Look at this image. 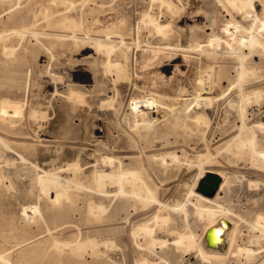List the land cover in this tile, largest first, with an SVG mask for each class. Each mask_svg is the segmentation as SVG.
Here are the masks:
<instances>
[{"label":"rangeland","instance_id":"1","mask_svg":"<svg viewBox=\"0 0 264 264\" xmlns=\"http://www.w3.org/2000/svg\"><path fill=\"white\" fill-rule=\"evenodd\" d=\"M71 1H73L72 4H70V0L61 1V3L59 0H0V254H6L8 258L6 262L0 260V264H20L24 261L29 264H132L133 262L130 260H134V256L144 250L151 251V255L155 258L154 262L157 264H191L197 254L195 250H193L194 254L192 251H177L176 248L174 249V245L167 244L163 247L154 246V250L158 253L156 254L154 250H147L141 244L143 239L133 237L130 229L132 223L124 217V213L120 215L121 218L115 216L113 206L116 203V198L100 195L96 184L91 182L93 169L108 168L102 156L105 153L108 156L112 155L109 153L110 151L107 152L109 146L115 150V155L126 158L122 159L123 161L134 159V162L139 164L140 150L136 144L140 142L139 137L145 138L146 146L141 154L144 159L143 169L151 182L156 183L153 186L158 189L161 200L169 204L178 199L185 201V194L192 184L196 168L190 169L183 159L180 163L164 162L163 159H154L150 154L183 148L191 157L203 147L205 139L209 143L217 144L219 134L228 133L233 122H240L238 108L230 105V101L238 98L236 88L223 93L221 89L217 87L218 90L214 87L215 91H211L212 93H202V96L214 97L209 105H205L203 102L202 105L201 103L196 104L194 101H192L194 104L191 102L192 107L190 106L189 113L199 111V109L200 111L206 110L209 119H211L204 139L200 137L199 131L197 132L196 124L191 116L185 117V119L183 117L180 124L171 128L172 124L169 120L172 119V116L170 115H175L176 111H171L169 104L173 99L181 103L183 99L193 97V81L201 70L199 66L204 63V55L191 50L192 60L188 65L183 61L181 53L169 58L173 51H165L158 46L167 39L159 33H168L169 26H162L157 30L151 23L153 18L151 14L141 15L142 11L148 10L151 0ZM174 1L181 4L182 10L180 9L179 13L170 14L169 11L166 12L163 9L165 12L161 14L160 19L165 21L164 23H167V20L171 21L173 28L170 33L178 35V42L182 46L189 43L187 40L190 34L188 25L192 23L195 14L200 12L201 17L202 15L215 14L217 27L227 19L229 16L227 12L230 13L229 10H224L218 2L215 6L212 3L213 0ZM154 2L157 3V1ZM257 3L258 1H255V8L261 12V5ZM182 6L187 8L184 9ZM234 11L232 9V13H235L234 16L240 23L243 22L242 24L247 25L254 21L251 17L245 19L242 17L241 21L242 14ZM65 15L72 16L81 23L82 31L80 29V32L78 29L75 31L82 36H85L84 32L90 33L91 36L99 34L100 32L97 30L102 27L105 20L109 19V16L114 17L115 15L118 20L121 19L119 30L128 43V46L125 45V47L129 49V55L127 59L122 54L115 55L113 58L116 57L125 63L126 76L117 78L115 72L104 71L106 70L105 54L94 52L91 41L89 39L86 41L87 37L78 40L77 43L74 42L70 37L72 27L59 25ZM260 17L259 20L257 19L260 23L256 24L257 20H255L254 28L262 33L264 38V25L260 26L264 20ZM197 33L199 39L203 40V32L198 30ZM152 40L154 41L152 42ZM125 47L120 50H124ZM221 48L223 51L227 50L224 44L221 45ZM155 53L160 54L159 58L153 60L146 67H140V61H144ZM198 57L202 58L201 61H198ZM253 57L258 61L260 55L257 54ZM91 61H95V65ZM175 63L180 65L183 72L174 70ZM77 68H82L90 76V80L85 83L90 86L92 83V86L94 85L91 92H87L81 86H75L77 90H85L84 92L87 93L85 94L86 102L80 100L78 102L77 99L74 102L75 97L69 95L72 90L74 92L72 84L79 81L74 72ZM263 74L264 67L259 71L256 70L254 74H248L246 79L252 82L257 81L254 84L257 83L256 86L259 88L264 87ZM254 76L255 78L251 79ZM169 77L172 79L168 80ZM261 78H263L262 84L261 81L258 82ZM154 83L157 85L155 86ZM180 85H184L185 90L184 86ZM181 88L183 91L179 90ZM221 94L225 96L220 97ZM111 97H113V104L110 107L101 105L102 101ZM10 100L20 101L23 107L22 118L13 124L7 116L2 115L4 113L3 106ZM258 101L251 103L255 116L250 115V120L252 118L264 120L262 112L264 100L259 99ZM128 109L135 110L143 119H152L153 122L150 126L133 128V123L127 116ZM33 111L37 113L41 111V113L32 115ZM221 115L226 116L225 119L223 118L225 121L221 119ZM256 135L264 149V129L261 130L257 127ZM104 142L107 145L106 143L104 145ZM226 159L223 160L225 165L230 168L236 166L237 163L233 157L232 161ZM74 161L81 165L80 172H77V178H74L81 181L83 186L69 187L68 197L62 198L57 203H52L40 190L37 174L42 173V170L45 169L71 179L73 171L63 168H66L67 163ZM233 187L231 204H234L232 206L239 212L241 211L240 213L246 219L245 221L239 220L232 215L238 220L241 227L242 235L237 237L238 244L248 247L255 245L253 248H258L257 250L260 251L261 248H264V238H260L262 241H252L254 244L249 242L252 235L260 234L257 229L253 230L249 221L252 220L256 210L264 211V189L258 190L260 193L263 192L260 194L261 196L258 195L259 199H256L257 195H253L255 190L246 191L236 184ZM191 201H194V197L191 198ZM98 204L105 206L101 214L100 210L94 208ZM26 205H39L40 213L38 214L41 216L36 214V218H33L32 221L23 212V206ZM189 207L192 208L193 205L189 203ZM202 224L201 221L199 224H193L192 227L197 233L198 242L203 241L204 227ZM116 228H120L119 231H123V229L126 231L120 234ZM115 230L116 232H114ZM90 238L92 240L95 238L98 240L97 242L103 241L101 245L98 243V249H104V251L100 250L101 255L98 257L92 255V250L89 248L84 249L86 251L76 248L75 251L74 249L76 240L88 241ZM168 240L167 243L171 242L170 239ZM120 242L124 244L122 245ZM56 244L59 247L55 246ZM105 245L107 246L105 247ZM113 245L114 247H112ZM117 245H122L121 249ZM133 253L135 254L133 255ZM254 255L253 257L243 255L233 257L228 264H261L260 260L262 255L264 256V252L261 251L260 254L258 252ZM118 258H121V262H118Z\"/></svg>","mask_w":264,"mask_h":264},{"label":"bare ground","instance_id":"2","mask_svg":"<svg viewBox=\"0 0 264 264\" xmlns=\"http://www.w3.org/2000/svg\"><path fill=\"white\" fill-rule=\"evenodd\" d=\"M53 1H57V0H53ZM59 1L61 3V1L66 2L68 0H59ZM151 1L152 2L150 4L148 10L142 11L141 15L147 16L148 14H151L153 16L151 23L154 26V28H156L157 30L162 26H164V27L169 26V30H168L169 32L168 33H163V32L159 33V34H161V36L163 35L167 39H165V41H163L161 44H158V46L162 47V49L165 51H169V50L173 51V53L169 56V58L173 57L174 55H177L178 53H181L183 61L186 62L188 65L190 63V61L192 60V58H191L192 56L190 53L191 50H195V52L198 51L199 54L204 55V63H203V65L199 66V68L201 70L199 71L197 77L193 81V89H194L193 97H191L190 99L185 98V99H183V102H181V103H178L175 99H173V101L171 100L172 102H170V104H169V108L171 107V111L172 110L176 111V114L175 115L173 114L174 116L172 114L170 115V116H172V119L169 120L170 123L172 124L170 127L175 128L178 124H180L183 117L185 119V117L191 116L192 117L191 119L195 122L194 124H196L197 128L196 127L195 128L197 129V132L199 131L200 137L202 139H204L205 135H206V131L210 125L211 119H209L206 110L200 111V109H199V111H195L193 113H189V111L191 109L190 106H191L192 101H194V103H196V104L201 103V105H202V102H203L205 105H209V103L212 101V99L214 97L213 96H208V97L202 96V93L209 94L211 91L214 90V87H216V88L218 87L219 89H221L223 91V93L227 92L229 89L236 88L238 98H236V100H234V101H230V105L233 107L236 106L238 108V114H239L238 116L240 118V122L239 123L233 122L231 130L228 133L219 134L220 137L218 139V143L215 145L213 142L209 143L205 139V144L203 145V147L201 149L197 150V152L195 154L191 155V157L189 155H187V152L183 148L182 149L180 148L178 150L174 149V150H171L170 152H165V153L152 152L150 154V156H152L154 159H163L164 162L175 161L177 163H180L181 160L183 159V161L187 163V165L190 169L192 167L196 168L197 171L194 175L192 184L189 186V190H188L187 194H185L186 195L185 201L178 199L175 202H173L172 204H169V203H165L161 200V197L159 196L158 189L153 186V184H156V183H154L153 181L151 182L150 178H148L145 170L143 169L144 159H143V156H141V154H143V152H144L146 142H145V138H142V137H139L140 142L136 144V146L140 150L139 156H138L139 157V159H138L139 164L134 162V159H132V160L127 159L126 161H123L122 159H124L125 157L121 158L120 156L115 155V153H114L115 150L112 149V146H109V147L107 146L108 147L107 152L110 151L109 153H112V155L108 156V155H105V154H107V153H105L104 156H102V159L106 163L108 168H106V169L102 168V167L101 168H98V167L94 168L91 182L96 184V186L98 187L97 189L99 190L100 195H103L105 197L112 196V197L116 198V203L113 206V208L115 210L116 218H121L120 215L122 213H124V217L129 219L128 221L130 223H132L131 228H130L132 230V236L136 237L137 239L138 238L143 239L144 241L141 244L145 248H147V250H150V249L154 250V248H153L154 246L163 247L167 244H171L172 246L174 245V249L176 248L177 251L178 250H185V252L186 251H192L193 252V250H195L197 252V254H196V257L195 256H194V258L192 257L193 260H192L191 264H228L229 261L231 259H233V257H237L240 255H243L246 257H253V255L258 253V252H259V254L261 251L264 252V248H261V250L259 251V250H257L258 248L257 249H255V247L253 248V246H255V245H252V246L250 245V247H248V246H243L244 244L243 245L238 244L239 242L237 241V239H238L237 237H240L242 235L241 227L239 226L238 220H236L233 216H236L239 220L245 221L246 219L240 213L241 211L239 212L238 209L233 207L234 204H231V200H232L231 195H232V191L234 188L233 185H235V184L238 185L239 187H241L243 190H246V191L255 190L253 195H257L256 199L257 198L259 199V197L261 196L260 194H262V192H263L262 191L260 193L258 190L261 191L264 189V149L261 147V143L259 141V138L256 135L257 127H258V129H261V130L264 129V120H254V118H252V120H250L251 119L250 115L253 116L255 114V112L253 111V108H251V105H252L251 103H253V102L257 103V102H259L258 101L259 99L264 100V87L261 85L263 88L262 87L259 88L256 86L257 83L254 84V82H257V81L252 82L249 80L247 81V79H246L248 74H250V73L254 74L256 70L259 71V69H262L264 67V60H263L264 59V38H263V34L254 28L255 20H257V19L259 20L260 16L264 20V0H213L212 3L215 6L217 4L216 2H218L224 10H226V11L229 10L230 13L227 12V14L229 16L227 17V19L222 21L216 27L215 14H207L206 16L202 15V17H201L200 12L195 14L194 19H192V23H190V25H188L189 26L188 28L190 30V34L188 33L189 39H187V40L189 41V43H188V45H186L187 44L186 43L185 46H182L178 42V37H177L178 35L177 34L175 35L174 33H170L172 31V28H173L172 27L173 24L171 23V21L167 20L168 22L164 23L165 21L163 22L160 19L161 14L164 13L165 11L166 12L169 11L170 14L179 13V10L180 9L182 10V8L180 6L181 4L180 5L177 4L174 0H151ZM154 1H157V3H155ZM255 1H258L257 4L261 5V12H259V10L255 8ZM98 2H102V1H98ZM72 3H73V1L70 0V4H72ZM154 5L156 6L155 8H157V10H154L155 9L153 7ZM182 7H184V6H182ZM185 7H184V9H185ZM163 9L165 11H163ZM232 9H234L235 11H238L237 13L240 12L242 14V15L240 14L241 15V18H240L241 21H242V17L244 19L247 17L248 18L251 17V19L253 18L254 21L250 24H247V25L242 24L243 22L240 23L238 18L237 19L235 18V16H234L235 13L234 14L232 13ZM180 12H183V11H180ZM178 15H181V14H178ZM178 15H177V17H178ZM44 18H45V16H44ZM108 18L109 19H107V20L104 19L105 23H103L102 27L99 30H97L100 33L97 35H94V36H91L90 33H87V32H84L85 36H82L80 33H77L75 30L78 29V31L80 32L81 23L78 22L74 17L69 16V15L63 16L62 19L60 20L59 25L61 24L63 26L72 27V31H71L72 35L70 37L76 43L78 40H80V39L83 40L85 37H87L86 41H88V39L91 41L93 48H94V52H101V53L105 54L106 60L104 62V65H105L106 70H104V68H103V70L104 71L108 70L107 72L113 71L117 75V78H121V77L126 76V74H127V71L125 70V63L116 57L113 58V56L122 54V55H124L125 59H127V56L129 55V49L126 48L125 45L128 46V43L125 41V39L123 37V33L119 30V25L121 23V22L119 23V21L121 19L118 20V18H116L115 15H114V17L109 16ZM258 20H257L256 24L260 23ZM122 22H124V21L122 20ZM262 25H264L263 21L260 24V26H262ZM174 27H176L175 24H174ZM182 29H183V27H182ZM198 30H201L203 32V37H204L203 40L199 39V37L197 35ZM2 34H3V32H2ZM55 36H57V35H55ZM153 41L154 40H152V42ZM202 42H204L206 44H203ZM222 44H224L225 48L227 49L226 51L222 50V48H221ZM136 45H138V42H136ZM122 47H125L124 50H120ZM89 53H91V52H89ZM92 54H94V53H92ZM257 54L260 55L258 61H256L253 57L254 55H257ZM159 56H160L159 53H155L154 55L145 59L144 61H140L139 62L140 67L148 66L149 63H152V61L159 58ZM196 58H197V56H196ZM93 59H95V58H93ZM201 59L202 58L198 57V61L199 60L201 61ZM94 62H92V63H94ZM77 64H80V63H77ZM94 65H95V63H94ZM81 67H82V65H81ZM71 69H73V68H71ZM198 69H196V70H198ZM174 70H177V72L178 71L183 72L180 65L177 63L174 64ZM74 72H75V75L77 76L76 78L79 81L72 84V85H74L75 94H72V93H74L72 90V93H70L71 92L70 91L69 95H73L75 97L74 102L76 101V99L78 100V102H79V100L86 102L87 97L85 94H87V93L84 91L86 90L87 92H91L94 85L92 86V84H93L92 83L90 86V85L85 83L86 81L90 80V76L88 75V73L86 74V72H84V70L82 68H77V69H75ZM148 72H149V70H148ZM175 77H178V76H175ZM184 77H186V76L184 75ZM155 78H157L156 75H155ZM254 78H255V76L251 79H254ZM171 79H172V77H169L168 80H171ZM186 79H188V78H186ZM261 80H263V78L259 79L258 82ZM156 83L158 84L159 80ZM157 84H155V86ZM261 84H262V81H261ZM166 85H168V84H166ZM75 86H81L85 90L84 91L77 90ZM182 86H184V85H182ZM179 90L183 91V88H181ZM184 90H185V86H184ZM219 92L221 93V91H219ZM182 93L186 94L184 92H182ZM219 96L224 97L225 95L221 94ZM216 97H218V96H216ZM69 99H70V96H69ZM112 104H113V97L101 102V105H106V107L107 106L110 107ZM175 104L177 106H174ZM1 105H4V104H1ZM128 111H129V113H127L128 114L127 116L132 121L133 128L138 129L141 126H144V127L150 126L151 123L153 122L152 119L151 120L143 119L135 110H132V109L129 110L128 109ZM3 112H2L3 113L2 115L7 116L9 118V120L12 121V124H13V123H15V121L20 120L22 118V115H23L22 103L20 101L10 100L9 102H7L3 106ZM262 112L264 113V110ZM39 113H41V111ZM39 113H37L36 111H33L32 115H36V114L39 115ZM221 114H224V113H221ZM44 116L46 117V115H44ZM38 117L40 118V116H38ZM223 118L225 119L226 116L221 115V119H223ZM167 122H168V120H167ZM186 128H188V127H186ZM103 131H104V129H103ZM138 136H140V135H138ZM104 137H106V136H104ZM98 138H99V136H98ZM105 143L106 142H104V145H105ZM106 145H107V143H106ZM103 147H101V148H103ZM8 149H9V147H8ZM150 156H147V157H150ZM232 157L234 158V161H236V163H237L236 166H234V168L228 167V165H225L224 161H223L225 158H227L226 160H229V159L231 160ZM6 163H8V162H6ZM80 167H81L80 163L74 161V162L67 163L66 168H63V169L73 171V177L71 179L64 178L63 176H61L57 172H52L50 170L43 169L42 173L37 174V183H38L40 190L47 196V198L52 203H57V202L61 201L62 198L68 197L69 187L75 188L76 186L78 187V185H79V187L83 186L81 181H77L78 179L76 180L74 178L78 175L77 172L80 170ZM56 168H57V166H56ZM59 169H57V170H59ZM20 170H22V169H20ZM208 172L209 173L213 172L220 177V180H219V183L217 186L218 189L216 190V192L214 194H212V196H208V195L200 192L197 188L198 181ZM24 174H23V176H24ZM5 182H6V180H5ZM8 182L10 183V181H8ZM72 184H73V187H72ZM14 192H15V189H14ZM258 195H260V196L258 197ZM237 196H238V194H237ZM192 197H194V201H191ZM189 203L191 205H193L192 208L189 207ZM17 204H18V202H17ZM260 204H262L261 201H260ZM38 206L37 205L23 206V212L26 214V216L28 218H31L33 221V218H36L35 217L36 214L39 215L38 213H40ZM89 207H91V206H89ZM104 207H105L104 205L98 204V205H95L94 208L96 210H100V214H101V212L104 211ZM21 210H22V208H21ZM89 210H91V209H89ZM255 210H256V208H255ZM91 211H93V210H91ZM94 214H96V213H94ZM39 216H41V215H39ZM201 221L203 222L202 226L204 227V230L202 233L203 234V241L198 242V239L196 237L197 233H195L194 228H192V227H193V224H195V223L199 224V222H201ZM249 222H250L251 226H253L252 227L253 230L255 228L260 232V234H258V235H256V234L252 235V237H250L249 242L250 243L252 241L258 242L260 240V238H262V237L264 238V211L260 210V209L256 210L254 212V216H253L252 220H250ZM212 227H214V230H213L214 240H213L212 246H208L205 236H206V233L208 232V230H210ZM116 230L119 231L120 228H116ZM116 230L114 232H116ZM257 230H256V232L258 233ZM123 231L125 232L126 229L125 230L123 229ZM123 231L122 230L119 231L120 234ZM112 234H111V236H112ZM252 234H254V233H252ZM116 236H117V234H116ZM119 236H121V235H119ZM200 236H202V235H200ZM122 237H124V236H122ZM90 239H88V241L76 240L74 249L76 248L77 250H80V249L84 250V249L89 248L90 250H92V255H94V256L96 255L98 257L99 255H101L100 250L104 251V249H100V248L98 249V247H99L98 243H100V245H101V243L103 241L101 240L102 242H100V241L97 242L98 241V240H96L97 237H96V239L94 238V240H92V238H90ZM104 239H106V238H104ZM168 239H170L171 242L167 243V241H169ZM127 240H128V238H127ZM260 241H262V239ZM253 242L251 244H254ZM39 243H42V242H39ZM57 244H58V242H57ZM57 244L55 246H58ZM64 244H66V243H64ZM111 244H109V245H111ZM122 245H120V246H122ZM106 246L107 245H105V247ZM117 246H119V245H117ZM120 246H119V248H120ZM136 246L138 247V245H136ZM261 246H262V244H261ZM112 247H114V245ZM76 249H75V251H76ZM109 249H110V246H109ZM84 251H86V250H84ZM128 251H129V249H128ZM118 252H119V250H118ZM121 253H122V251H121ZM155 253H156V251H155ZM194 253L195 252H193V254ZM118 254L120 255V253H118ZM134 254L135 253H133V255ZM153 254H154V252H153ZM156 254H158V253H156ZM131 255H132V253H131ZM165 255L167 256V254H165ZM122 257H123V254H122ZM130 257L132 258V256H130ZM110 258H111V256H110ZM6 259H8L6 254H0V260L1 261L5 260L4 262H6L7 261ZM120 259L118 260V262H121ZM154 259L155 258H153V256L151 255V251L144 250V251H139L138 254H136V256H134V260H130V261L133 262V263L131 262L132 264H157L154 262ZM159 259H161V258H159ZM110 263H111V261H110ZM250 263H252V262H250ZM260 263L264 264V256L263 255L261 257ZM16 264H18V263H16ZM20 264H29V263H25V261H24L23 263L20 262ZM117 264H119V263H117ZM158 264H160V263H158Z\"/></svg>","mask_w":264,"mask_h":264},{"label":"water","instance_id":"3","mask_svg":"<svg viewBox=\"0 0 264 264\" xmlns=\"http://www.w3.org/2000/svg\"><path fill=\"white\" fill-rule=\"evenodd\" d=\"M220 177L211 172L205 174L197 183V188L200 192L212 196L218 189V183H219ZM213 230L214 227H212L208 232L206 233V241L208 246H212L213 240H214V235H213Z\"/></svg>","mask_w":264,"mask_h":264}]
</instances>
